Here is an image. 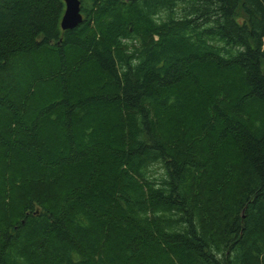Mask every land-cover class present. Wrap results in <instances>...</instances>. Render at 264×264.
Instances as JSON below:
<instances>
[{
    "label": "trees",
    "instance_id": "1",
    "mask_svg": "<svg viewBox=\"0 0 264 264\" xmlns=\"http://www.w3.org/2000/svg\"><path fill=\"white\" fill-rule=\"evenodd\" d=\"M0 0V264H264V0Z\"/></svg>",
    "mask_w": 264,
    "mask_h": 264
},
{
    "label": "water",
    "instance_id": "2",
    "mask_svg": "<svg viewBox=\"0 0 264 264\" xmlns=\"http://www.w3.org/2000/svg\"><path fill=\"white\" fill-rule=\"evenodd\" d=\"M65 4L64 14L60 21L62 30H70L75 28L82 22L79 0H63Z\"/></svg>",
    "mask_w": 264,
    "mask_h": 264
}]
</instances>
